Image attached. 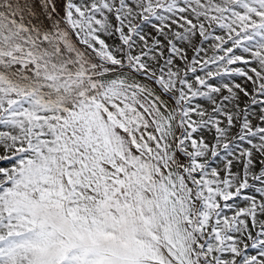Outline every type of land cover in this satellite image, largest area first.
<instances>
[{"label":"snow or ice","instance_id":"1","mask_svg":"<svg viewBox=\"0 0 264 264\" xmlns=\"http://www.w3.org/2000/svg\"><path fill=\"white\" fill-rule=\"evenodd\" d=\"M0 264H264V0H0Z\"/></svg>","mask_w":264,"mask_h":264}]
</instances>
